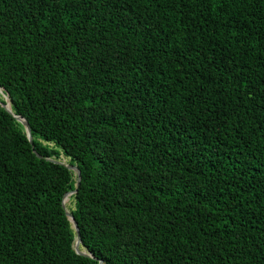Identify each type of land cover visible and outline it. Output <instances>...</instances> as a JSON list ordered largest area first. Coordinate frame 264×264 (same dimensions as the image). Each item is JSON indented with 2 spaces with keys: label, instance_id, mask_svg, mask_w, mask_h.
Instances as JSON below:
<instances>
[{
  "label": "trees",
  "instance_id": "1",
  "mask_svg": "<svg viewBox=\"0 0 264 264\" xmlns=\"http://www.w3.org/2000/svg\"><path fill=\"white\" fill-rule=\"evenodd\" d=\"M0 87V264H264V0H0Z\"/></svg>",
  "mask_w": 264,
  "mask_h": 264
},
{
  "label": "water",
  "instance_id": "2",
  "mask_svg": "<svg viewBox=\"0 0 264 264\" xmlns=\"http://www.w3.org/2000/svg\"><path fill=\"white\" fill-rule=\"evenodd\" d=\"M0 94H4V96H7L8 97V100L7 99H4L6 101V104L4 105V107L6 108V110L11 113L14 118H16L17 121H19L21 124H23L24 128H25V132L27 134V137L30 141V144L32 145L33 149H34V141H33V136H32V131H31V126L30 124L28 123L27 119L24 118L23 116H20V115H16L14 113V111L12 110V106H11V99L8 95V93L5 92V89L1 88L0 87ZM8 101L10 102V106L8 104ZM57 163H60L62 165H65L68 169H70L71 171H73L76 176H77V188L80 186L81 184V180H82V173H81V170L79 169V167L77 165H70V164H66L64 163L63 161H57ZM77 193V190L75 191H72V192H69L67 193L65 196H64V200H63V207L66 211V214L69 218V220L73 223V226L76 230V240H75V251L77 254H80V255H84V256H90V257H93L90 253H88L86 250H81L80 246L82 244V240H81V233H80V228H79V225L77 223V221L75 220L74 216L72 215V213L68 210L67 208V205H66V200ZM100 264H103V262L101 261Z\"/></svg>",
  "mask_w": 264,
  "mask_h": 264
},
{
  "label": "rangeland",
  "instance_id": "3",
  "mask_svg": "<svg viewBox=\"0 0 264 264\" xmlns=\"http://www.w3.org/2000/svg\"><path fill=\"white\" fill-rule=\"evenodd\" d=\"M0 97H2L3 98V96L0 94ZM69 158H67V157H63V159H62V161L64 162V163H66V164H68L69 163ZM66 205H67V208L68 207H71V208H74L75 207V205H74V202H73V200L71 199V197L69 198V200H68V203H66Z\"/></svg>",
  "mask_w": 264,
  "mask_h": 264
},
{
  "label": "bare ground",
  "instance_id": "4",
  "mask_svg": "<svg viewBox=\"0 0 264 264\" xmlns=\"http://www.w3.org/2000/svg\"><path fill=\"white\" fill-rule=\"evenodd\" d=\"M0 92H1V90H0ZM1 95L3 96L4 99H7L8 100V97L7 96H4V94H1ZM8 104L10 106V102L9 101H8ZM66 202L68 203V199L66 200Z\"/></svg>",
  "mask_w": 264,
  "mask_h": 264
}]
</instances>
